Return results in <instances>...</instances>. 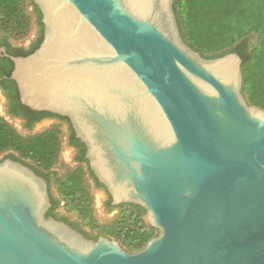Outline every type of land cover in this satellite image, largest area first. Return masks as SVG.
<instances>
[{"label":"water","instance_id":"95a60500","mask_svg":"<svg viewBox=\"0 0 264 264\" xmlns=\"http://www.w3.org/2000/svg\"><path fill=\"white\" fill-rule=\"evenodd\" d=\"M34 2L44 39L12 57L23 101L69 116L114 205L143 206L158 232L135 251L88 238L5 159L0 264H264V109L242 91V57L187 44L174 0Z\"/></svg>","mask_w":264,"mask_h":264},{"label":"trees","instance_id":"16d2710c","mask_svg":"<svg viewBox=\"0 0 264 264\" xmlns=\"http://www.w3.org/2000/svg\"><path fill=\"white\" fill-rule=\"evenodd\" d=\"M32 4L35 5L33 0ZM174 9L181 34L193 49L208 57L227 52H237L242 57V91L249 103L264 108V0H174ZM29 26L24 0H0L1 37L10 38L9 32L26 33ZM10 148L41 167L50 168L58 157L59 143L51 137L24 138L0 117V152ZM55 187L84 219V227L95 226L92 196L81 168L58 177ZM58 203L54 202L47 215L60 207ZM111 207L121 210L117 221L120 225L111 230V235L125 249L138 250L157 234V228L146 221L143 206L121 203ZM102 234L105 235H94L95 239Z\"/></svg>","mask_w":264,"mask_h":264},{"label":"flooded vegetation","instance_id":"af4514ba","mask_svg":"<svg viewBox=\"0 0 264 264\" xmlns=\"http://www.w3.org/2000/svg\"><path fill=\"white\" fill-rule=\"evenodd\" d=\"M33 7L36 17V29L29 39L17 40L0 36V117L27 139L32 137H51L56 142L58 141L59 158H61L63 150L69 149L71 162L73 165L75 164L73 169H84L87 177L93 180L95 187L103 191V205L104 208L107 209L114 205L113 197L105 184L98 179L94 170L91 168L89 159L87 158V146L77 135L70 117L48 109L33 108L26 104L22 99L18 82L12 77L15 69V61L12 57L27 56L33 53L44 39L42 13L36 4H33ZM5 159L21 162L42 176L48 184V192L51 201L49 209L53 207L54 202H59L58 205L60 206V196L57 191H54L55 180L60 177L56 162L52 167L44 168L38 165L34 160L21 157L14 151L6 153L0 161ZM47 216H53L69 224L89 238L95 239L94 235L86 232L85 227L79 219L66 210L61 211V209L58 208L53 214Z\"/></svg>","mask_w":264,"mask_h":264},{"label":"rangeland","instance_id":"374dc122","mask_svg":"<svg viewBox=\"0 0 264 264\" xmlns=\"http://www.w3.org/2000/svg\"><path fill=\"white\" fill-rule=\"evenodd\" d=\"M24 4H25V8H26L27 13L30 16L29 29L26 33L9 32L11 39H17V40H22V39H27V38L29 39V37L32 36V33L36 29V23H35L36 17H35V11H34V7L32 4V0H24ZM1 33H3V32H0V35H1ZM22 137H24V136H22ZM9 151H14L15 153L18 152V151L16 152V150L14 148H10V149L1 151L0 152V159L3 158L4 155L6 153H8ZM55 162H56V166L59 169V176L60 177L64 176L66 173L71 171L73 169V166L75 165V164L73 165V163L71 162V154H70L69 149L63 150L61 158H59V154H58V157H57ZM83 171H84V169H83ZM84 177L86 179V184H87V187L89 189V192L92 196L90 203H91L92 210H93V217L95 219V226L94 225H86L85 229L94 235L104 233L107 237L116 239L113 235H111V230L114 229L116 226L119 227L120 223L117 221L120 218L121 210H119L118 207H109V208L105 209L104 205H103V200H104L103 191H101L100 189L95 187L93 180L89 179V177H87V174L85 171H84ZM54 191H57L56 187H54ZM58 195L60 196L59 193H58ZM59 209H61V211L66 210V211L72 213L75 217H77V219H79V221L81 223H83L84 219L78 214L77 210L75 208H73L70 204H68L64 199H62L61 196H60V207H59Z\"/></svg>","mask_w":264,"mask_h":264},{"label":"bare ground","instance_id":"6f19581e","mask_svg":"<svg viewBox=\"0 0 264 264\" xmlns=\"http://www.w3.org/2000/svg\"><path fill=\"white\" fill-rule=\"evenodd\" d=\"M65 19H66V18H65ZM66 22H68V23H71V22H72L70 15L67 17ZM83 34H84V33H83ZM84 35H85V34H84ZM92 44H94V45H96V46H99V44H98L97 42H95L94 40L92 41Z\"/></svg>","mask_w":264,"mask_h":264}]
</instances>
